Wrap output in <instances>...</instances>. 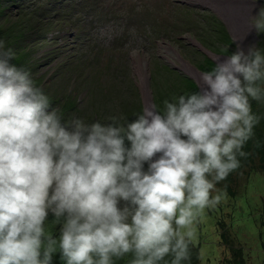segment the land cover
Returning a JSON list of instances; mask_svg holds the SVG:
<instances>
[{"label":"clouds","instance_id":"1","mask_svg":"<svg viewBox=\"0 0 264 264\" xmlns=\"http://www.w3.org/2000/svg\"><path fill=\"white\" fill-rule=\"evenodd\" d=\"M250 22L264 30V11ZM12 56L0 41V264L188 260L191 226L259 123L264 54L237 47L198 91L106 123L63 119Z\"/></svg>","mask_w":264,"mask_h":264},{"label":"trees","instance_id":"2","mask_svg":"<svg viewBox=\"0 0 264 264\" xmlns=\"http://www.w3.org/2000/svg\"><path fill=\"white\" fill-rule=\"evenodd\" d=\"M92 1L95 2L0 0V41L4 42L5 50L10 49L13 53L10 62L30 73L34 83L50 97L52 106L60 110L65 120L77 116L86 123L94 120L106 123L116 117L123 122L124 118L134 119L141 113L142 104L130 76V54L133 50L144 49L140 44H146L147 39L172 43L185 58L203 71L210 70L217 62L198 46L185 42L179 36L182 33L192 34L214 52L226 55L234 52L233 39L226 27L208 9L202 11L200 18L169 17L159 20L158 15L149 16L141 9L132 7L128 11V5L123 8L116 6L118 17L112 18V22L118 28L110 38L93 37L87 29L89 20L101 18L104 14L97 10L100 8L98 4L96 8L88 7ZM185 10L190 11L186 7L181 9ZM68 30L73 34V47L84 51L85 57L88 53L93 55L89 62L91 69L82 80H76L80 76L76 72L71 76L70 80H75L72 87L66 81L76 63H72L73 57L68 58V52L54 48ZM143 36L148 38L140 42ZM256 48L264 54V30L260 33ZM149 55L150 86L157 109L162 110L165 99L171 101L174 96L199 90L193 79L171 68L154 51H150ZM83 62L87 61L83 59ZM124 69L126 72L123 75ZM119 76L122 77L119 79ZM258 83L264 88V81ZM80 87L84 92L79 96L72 92L73 88ZM250 104L253 113L260 117L259 123L254 126L253 136L243 146L245 155L238 157L240 166L215 185L213 195L222 192L233 197L240 193L254 172L264 171V99L257 101L250 98ZM48 219H52L51 214ZM217 225L220 242L227 250L221 259L222 264H249L246 248L240 239L232 235L230 224L219 217ZM47 228L54 231L51 224H47ZM126 259L117 261V264H125ZM53 264H63L59 253L53 256ZM182 264H200L199 247L192 240L189 243V259Z\"/></svg>","mask_w":264,"mask_h":264},{"label":"rangeland","instance_id":"3","mask_svg":"<svg viewBox=\"0 0 264 264\" xmlns=\"http://www.w3.org/2000/svg\"><path fill=\"white\" fill-rule=\"evenodd\" d=\"M206 3L205 0H95V2H90L88 7L96 8L98 4L97 7L100 8L97 10L104 15L101 18L89 20L87 29H89V34H92L93 37L110 38L115 29L118 28L117 24L112 22V18L118 17L117 10L115 9L116 6L118 8H123L128 5L130 7L129 10L126 9L128 11L132 10V7H134L135 10L141 9L140 11L147 13L149 16L158 15L159 20L161 18L168 19L169 17H188L195 19L202 17V11L204 9L213 12L205 5ZM184 7L189 8L190 11H181ZM261 11H264V0L247 1L248 15L244 21V25L241 27L240 32L235 29V39L231 37L233 39L234 51L237 47L245 49L250 45L255 48L257 47L262 30L254 28L250 21ZM105 14H107L106 17ZM219 20L223 23L220 18ZM224 26L228 31L227 26L225 24ZM64 35L65 36H61V39L55 43L54 48H59L64 52H68V58L73 57L71 61L72 63H76V67H73L72 71L69 72V77L66 81L69 87H72L75 80H70L71 76L76 72L80 75L76 80H82L87 74V71L91 69V64L89 62L92 61L93 55L88 53L85 57L84 51L80 52L78 48L73 47L71 39L73 34H71L70 30ZM179 36H181L185 42L196 45L193 43V40L196 39L192 34L182 33V35ZM144 38H148V36H143L142 40L139 41H143ZM140 46L144 47V49L140 51L133 50L130 54V76L137 88L140 102L141 92L138 84H141L150 72V51H154L157 56L163 59L171 68L186 76L187 70L189 69L183 66L181 59L194 66V64L185 58L172 43L166 40L147 39L146 44H140ZM83 59L87 62L84 63ZM221 59L223 58L219 60ZM125 72L126 70L124 69L122 74L124 75ZM121 77L122 76H119V79ZM149 87L151 88L150 78ZM72 92H75V94L79 96L84 91L80 87L73 88ZM222 197L221 203L216 204L214 207L203 209L197 221L191 226L193 230V237L191 240L199 247L200 264H222L221 259L225 256V252L227 253L226 248L220 242V231L217 225V219L219 217H222L230 224L229 228L232 235L240 239L241 243L245 246L248 263L264 264V171L254 172L247 181L245 187L237 195L233 197L223 195Z\"/></svg>","mask_w":264,"mask_h":264},{"label":"water","instance_id":"4","mask_svg":"<svg viewBox=\"0 0 264 264\" xmlns=\"http://www.w3.org/2000/svg\"><path fill=\"white\" fill-rule=\"evenodd\" d=\"M247 1L248 0H208L205 5L209 7L214 12V14H216V16L223 21V23L227 26L231 37L235 39L234 32L231 28V22L234 21L235 18H247ZM193 43L196 44L204 53H206L215 62H218L220 58L228 56L226 54H221L210 50L209 48L201 44L198 40H193ZM192 67L195 68V70H197L198 72L203 71L195 65ZM187 76L193 79L198 86L199 81L194 75H192L190 72H187ZM149 78L150 73L147 74L146 78L141 84H138L141 92L142 110L145 106L155 105L151 88L149 87Z\"/></svg>","mask_w":264,"mask_h":264},{"label":"bare ground","instance_id":"5","mask_svg":"<svg viewBox=\"0 0 264 264\" xmlns=\"http://www.w3.org/2000/svg\"><path fill=\"white\" fill-rule=\"evenodd\" d=\"M201 2V1H199ZM208 2V0H205V3ZM204 3V2H203ZM244 21L245 19H241V18H235L234 21L231 22V28L232 31L235 32L236 30L240 32L241 27L244 25ZM241 24V25H240ZM236 29V30H235ZM238 34V33H237ZM181 62L183 63L184 67H187L189 70H187V72H190L192 75H194L197 80L199 81V74L200 72H198L197 70H195V68H193L190 64H188V62L183 61L181 59Z\"/></svg>","mask_w":264,"mask_h":264}]
</instances>
